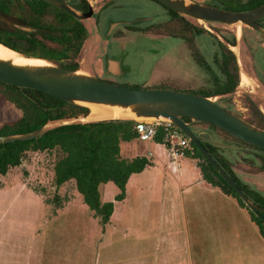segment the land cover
<instances>
[{"label": "rangeland", "instance_id": "374dc122", "mask_svg": "<svg viewBox=\"0 0 264 264\" xmlns=\"http://www.w3.org/2000/svg\"><path fill=\"white\" fill-rule=\"evenodd\" d=\"M113 1L99 0L96 4V12L99 14L105 8L109 9ZM194 1L206 2V0ZM216 1L223 2L228 6H236L245 4L249 0ZM133 6L139 8V4H133ZM138 8L122 12L116 9L108 20L144 15V11ZM144 10L148 14L147 16L152 18V22L145 27V31L137 30L133 26L131 29L120 27L114 33L115 42L123 44L122 48L128 47L127 50L131 52L128 59L125 60L128 74L122 79H113L105 71L103 58L108 50L109 42L104 39L105 30L101 31L97 27V19L81 22V35L79 34L74 41H69L71 37H68L64 31H58L57 35L54 34L51 37L38 32L31 37L24 36V38L9 36L5 34L6 29L13 32L15 26L11 23L9 26L0 20V43L3 45H5L4 42L14 43L26 54L63 67L77 66L82 71L95 73V76L100 75L97 76L99 78L128 84L140 83L150 88L165 86L180 91H190L199 90L209 85L210 76L202 63L213 64V56L217 50L214 42H217L216 37L223 41V38H220L221 35L237 40V46L230 50L239 54L240 72L245 76L254 75L250 60L252 49L250 48V50L242 42L243 33L251 34L247 26L209 24L187 18V24L184 27L183 22L178 19H168L167 15L162 14L164 10L154 3L146 4ZM47 20L45 24L49 22ZM146 25L145 22L138 24L140 27ZM193 28L203 30V34L200 37L195 36ZM137 38L140 39L136 40ZM136 41L140 46L129 48L130 43ZM141 49H144L142 53ZM134 50H138L141 55H135ZM151 50L154 51L151 52ZM252 84L254 83L248 80V83L242 87L239 85L228 101H222L220 96L212 98L220 101L227 108L231 107L232 111L240 117L262 128L256 124L251 105L259 104L261 109L259 111L264 116V96L262 99L253 100L250 97L253 94L249 92L252 90ZM196 92L190 91L189 93L196 94ZM21 116V109L6 98L0 86V127L17 121ZM218 135L226 140H232L223 132H219ZM226 150L228 153L232 151L231 149ZM248 152L247 150L243 151L241 156L236 157L234 161L240 163L236 169L247 180L264 190V170L259 169L256 165L253 168L246 165V163H253V158L248 155ZM242 156H245L244 160H242ZM57 157L56 151L29 152L23 166L10 170V178L13 180L8 176L0 177V189L10 188L9 192L0 193V264L95 263L97 250L94 241L99 230L96 219L81 212L77 218L79 228L74 227L76 224L69 227L65 225L68 221L66 217H54L55 205L48 203V200L51 201L55 196H59L64 203L67 200L81 202L74 182L71 181L61 188H57L54 180V162ZM256 161L259 162V160ZM16 183L27 184L29 189L42 197L46 206H41L37 201L27 196L19 195L18 190L15 189V185H18ZM112 186L117 189L116 185ZM107 197H110V193Z\"/></svg>", "mask_w": 264, "mask_h": 264}, {"label": "crops", "instance_id": "0c3cea01", "mask_svg": "<svg viewBox=\"0 0 264 264\" xmlns=\"http://www.w3.org/2000/svg\"><path fill=\"white\" fill-rule=\"evenodd\" d=\"M104 67L116 79L124 76L120 65L118 76L110 73L107 64ZM149 148L154 149V144L135 139L121 144V156L133 159L145 155ZM151 164L130 177L122 201H115L120 190L113 188L114 183L101 186L103 202L115 204L105 228L79 192L80 203L67 200L54 213L55 218L66 217L65 225L69 227L76 224L74 227L79 228L77 218L81 212L96 219L99 230L94 241V264H264V237L260 229L235 198L203 178L198 160L182 159L178 173L167 168L163 152ZM9 173L5 176L13 180ZM15 189L19 195L46 206L27 184L15 185ZM9 191V187L0 189V193Z\"/></svg>", "mask_w": 264, "mask_h": 264}, {"label": "trees", "instance_id": "16d2710c", "mask_svg": "<svg viewBox=\"0 0 264 264\" xmlns=\"http://www.w3.org/2000/svg\"><path fill=\"white\" fill-rule=\"evenodd\" d=\"M262 3H264V0H249L245 4L228 6L223 2L214 0L213 4L227 10L246 11ZM166 9L174 18H180L183 21L187 19L174 10ZM195 30L200 32L197 28ZM4 44L12 49L20 50L5 42ZM221 47L225 48L222 54L214 53L213 64L205 63L204 66L210 76L209 85L195 90L197 91L196 94L212 98L229 95L236 88L238 68L235 56L226 46L221 44ZM66 68L78 69L77 66H66ZM0 86L6 98L22 111L20 119L0 127V136L25 135L43 127L48 122L87 117L91 113L89 108L69 104L39 90L18 88L1 81ZM132 87L141 88L138 85ZM217 102L222 105L220 101ZM228 109L232 111L231 107H228ZM251 110L256 119V124L264 128V116L253 104ZM184 121L192 122L189 118H184ZM201 123L210 126V132L215 139L231 143L237 147V150H247L258 158L260 157L262 159L261 169L264 170V149L243 142L214 124ZM135 124L136 121L134 120L123 119L73 123L47 130L40 137L32 140L0 142V176H5L12 168L21 166L29 152L56 151L58 157L54 162V180L57 188L71 181L74 182L77 191L83 197L84 203L94 213V216L100 219L101 226L105 228L110 222L115 204L114 202H103L101 186L114 183L120 190L115 201H122L126 197V186L130 177L142 173L152 165L144 157L125 159L121 156V144L131 142L137 138ZM219 132L225 133L232 140L220 137ZM204 146L249 199L253 203L264 207V195L241 179L231 167L229 160L223 155L224 149L207 143ZM192 147L194 154L191 157L198 160L203 178L211 185L220 188L225 194L235 198L238 204L249 212L252 221L258 226L264 237L263 221L247 207L235 190L205 159L194 144H192ZM48 203L55 205L54 213H56L63 207L64 202L59 196H55L51 201L48 200ZM262 216L264 217V214Z\"/></svg>", "mask_w": 264, "mask_h": 264}, {"label": "water", "instance_id": "95a60500", "mask_svg": "<svg viewBox=\"0 0 264 264\" xmlns=\"http://www.w3.org/2000/svg\"><path fill=\"white\" fill-rule=\"evenodd\" d=\"M30 1V0H0ZM47 1L57 5L78 19H88L93 15V8L84 15L77 13L64 0ZM178 14L197 21L219 23L223 25L242 24L254 29H261L257 21L264 18V3L247 11H228L208 6L194 0H156ZM211 0H206L210 2ZM116 24L111 26L114 29ZM3 45V44H2ZM5 46V45H4ZM20 58L33 61L43 60L45 64H17L12 59L0 57V81L16 86L42 91L54 98L89 108L88 105L103 107L122 114L120 117L107 119L123 120H166L174 123L187 135L205 159L219 172L225 181L235 190L247 207L258 216L264 224V207L253 203L222 166L204 147L208 143L219 148L233 146L213 139L208 132L196 134L184 118L193 122L214 124L237 139L264 149V129L255 126L242 117L220 105L210 97L167 88H133L108 82L92 73L80 69L66 68L51 61L41 59L5 46ZM107 67L114 76L120 75L119 63L108 60ZM90 109V108H89ZM90 115V114H89ZM77 117L48 122L43 127L20 136H0V142L27 141L40 137L44 132L58 126L73 123H90L107 119H90Z\"/></svg>", "mask_w": 264, "mask_h": 264}, {"label": "flooded vegetation", "instance_id": "af4514ba", "mask_svg": "<svg viewBox=\"0 0 264 264\" xmlns=\"http://www.w3.org/2000/svg\"><path fill=\"white\" fill-rule=\"evenodd\" d=\"M64 1L70 7H72L77 13H79L80 15H84V14L89 13L91 8H93L92 17L88 18V19H84V20L75 18L74 16H72L68 12L59 8L57 5L50 3V2H47V1H37V0L0 1V20H3L7 25H9V23L13 24L15 26V27H13V28H15L14 30L17 31V32H15L13 30V32H12V30L6 29L7 31L5 32V34H7L9 36H16L18 38H24V36L25 37H31L34 33L38 32V33H41L44 35L46 34L48 37H51L54 34L57 35L58 31H61V32L64 31V33L68 34V37H71L69 39V41H71V40L74 41V40H76V37H78L79 34L81 35V33H80V31H81L80 23L81 22L90 21L91 19H97L98 20L97 27L101 31L105 30L104 39L109 42L108 50L106 51L104 58H103L104 59V65L107 64L108 60H116L119 63L120 68H121L124 76L126 77V74H128V72L126 69L127 66L125 65V60L128 59V56L131 54V52L129 50H127L128 47L122 48L123 44H118V42L117 43L115 42L114 33L118 30V28L121 27V28H125V29H131L134 26V28H136L137 30L145 31V27H147L152 22V18L148 17L147 16L148 14L144 10L145 5L148 3H150V4L154 3L157 6H160L164 10V11H162V14L167 15L168 19H170V20H173V19L177 20L178 19L179 21L183 22L182 24L184 27H186V24H187V19L183 21L180 18L172 17L166 9L168 7H166L165 5L161 4L160 2H158L156 0H114L111 3V5L109 6V9L105 8V10H103L99 14H98V12H96V4L99 0H64ZM213 3H214V0H211L209 3L205 2L204 4L211 6V7L220 8V7L214 6ZM133 4L134 5L139 4V8H138V6L134 7ZM132 8L142 9L144 11V15H140L137 17H126V18H121V19H115L112 21L108 20L109 17L114 12V10L117 9L118 11L122 12V11H128L129 9H132ZM220 9H224V8H220ZM251 9H253V8H251ZM224 10H227V9H224ZM228 11H232V10H228ZM235 12H239V11H235ZM50 19H51V21H50ZM46 20L49 21L47 24H45ZM3 21H1V22L4 24ZM144 22L147 24L146 26H144V27L138 26V24H141ZM50 23H52L53 25ZM207 23L213 24L210 22H207ZM257 23L261 26V29L257 30V29L248 27L250 29L251 34L250 35H246L245 33L242 34V42L246 45V47H248L249 49L250 48L252 49V53L250 54V60H251V66H252V70H253L254 75H251V76L246 75L245 76L244 74H242L240 72L239 54L234 52L233 50L232 51L230 50V49H234L237 46V40L235 38L231 39V38H228L226 36L220 35V38L221 37L223 38V41H224L223 42V41H220L218 39V37H216L217 42H214V43H215V46H217V50L215 51V54H219V55L222 54V52L225 48H222L221 44L226 46L228 48V50H230L234 54L236 64H237V68H238V84H237L236 88L234 90H232V92L229 94L230 96L229 95H223V96L221 95L220 96L222 101H228L230 99L231 95L237 90L239 85H240V87H242L244 84L248 83V80L251 83H254V84H252V90L249 91L251 94H253V95H250V97L253 100H257V99H262V96H264V18L257 21ZM114 24H116V26L114 27L113 30H111V26ZM9 28H11V27H9ZM197 29H199V28H197ZM22 32H24V33H22ZM193 34L195 36L200 37L203 34V30H200V32H197L195 30V28H193ZM138 39H140V38H137L136 40H138ZM54 41L57 42V40H54ZM131 41H133V40H131ZM9 44L17 47L14 43L12 44L9 42ZM138 46H140L138 41L133 42V43L131 42L129 45V48L138 47ZM144 49H146V48L144 47ZM144 49H141L140 52L142 53L143 52L142 50H144ZM17 51L22 52V50H17ZM134 51H135V55H137V56L141 55L138 50H134ZM153 51L154 50H151V52H153ZM202 65L204 67L205 63H202ZM204 69H205V67H204ZM205 71H206V69H205ZM240 75H241V80H240ZM124 76H122V77H124ZM101 79H103V78H101ZM113 79H116V78L113 77ZM242 79H243V81H242ZM104 80L111 82V83L119 84V85H124V86L128 85L129 87H132L134 85H138V86H141V88H150L149 86L141 85L140 83L128 84V83H122V82H118V81H114V80H110V79H104ZM244 80H246V82ZM157 88H167V89L178 90L176 88H170V87H165V86L164 87H157ZM178 91H180V90H178ZM188 91H184V92H188ZM190 91H195V90H190ZM253 105L255 107L258 106L257 107L258 110L260 109L259 104H257V106L255 104H253ZM260 111H261V109H260ZM232 112L235 113L236 115H238L236 112H234V111H232ZM188 123H189V126L192 129V131L195 132L196 134H203L205 132H208L211 134L210 126L202 124L201 122H193L192 121V122H188ZM212 137H213V135H212ZM213 139H215V138L213 137ZM215 140H217V139H215ZM217 141L223 142L221 140H217ZM224 143H227V142H224ZM204 144L205 143H203V145ZM227 144H230L233 147L232 148H223L224 149L223 155L229 160L231 167L235 170V172L243 180V178L241 176L242 173L238 172L236 169L237 166L240 165V163H236V161H234L236 159V157L241 156V154H243L242 153L243 151L241 149L237 150V147L231 143H227ZM226 149H231L232 151H229V153H228V151ZM248 153H249L248 155L253 158V163L252 164L246 163V165L249 167H252V168L254 167V165H256V167L261 169V165H262L261 160L262 159H260V157L258 158L253 153L252 154L250 152H248ZM242 158H243L242 160H244L245 156H242ZM256 160H259V162ZM261 170H263V169H261ZM244 182H246V181H244ZM247 184H249V183H247ZM249 185H251V184H249ZM251 186L253 188L257 189L258 191H260L256 186H254V185H251ZM262 191H260V192L264 195V191L263 192Z\"/></svg>", "mask_w": 264, "mask_h": 264}, {"label": "built area", "instance_id": "2783aa9c", "mask_svg": "<svg viewBox=\"0 0 264 264\" xmlns=\"http://www.w3.org/2000/svg\"><path fill=\"white\" fill-rule=\"evenodd\" d=\"M137 140L144 144H154L147 149L144 157L152 162L163 152L167 159V168L173 173L180 171L181 160L194 154L192 141L174 123L166 120H138L135 124Z\"/></svg>", "mask_w": 264, "mask_h": 264}, {"label": "bare ground", "instance_id": "6f19581e", "mask_svg": "<svg viewBox=\"0 0 264 264\" xmlns=\"http://www.w3.org/2000/svg\"><path fill=\"white\" fill-rule=\"evenodd\" d=\"M0 57L1 58H7L12 59L17 64H24V63H34V64H45L46 62L43 60H33V61H27L19 56L15 55L13 52H11L9 49H7L4 45L0 44ZM246 82V80H244ZM88 107L91 110L90 119H107L112 117H120L122 114L120 112H115L103 107L95 106V105H88Z\"/></svg>", "mask_w": 264, "mask_h": 264}]
</instances>
